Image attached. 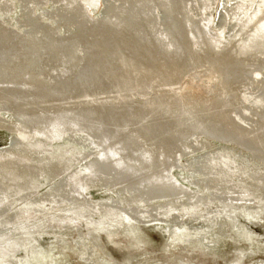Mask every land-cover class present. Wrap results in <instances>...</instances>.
Masks as SVG:
<instances>
[{"label":"bare ground","instance_id":"6f19581e","mask_svg":"<svg viewBox=\"0 0 264 264\" xmlns=\"http://www.w3.org/2000/svg\"><path fill=\"white\" fill-rule=\"evenodd\" d=\"M10 1L0 0L2 14L12 7ZM211 1L101 0L98 15L91 17L80 0H13L23 19L24 30L16 34L14 29L6 27L4 20L0 21V104L11 109L12 116L9 121L3 120L4 129L11 140L4 158L0 159V199L10 197L15 186L27 188L30 184L28 188L31 190L34 174L39 173L38 176L50 179L58 178L66 167L76 162L79 155L84 158L86 152L76 153V159L72 157L71 161H65L66 164L64 161L59 162L60 159L56 160L59 163L53 164L52 161L58 155L61 156L59 152L63 146L61 149L56 148L57 151L60 150L55 157L49 156L47 152L48 145H61L62 141H66L64 147L71 148L72 139L78 138L89 143L88 151L92 158L81 164L83 178L77 181H96L111 193L108 194L109 198L101 200L103 203L99 206L98 214L93 213L91 207L88 210L92 217L95 216V219L91 218L97 228L93 231L106 233L107 238L114 242L113 237L118 236L117 229L121 228V233L131 235L138 244L149 246L153 241L136 225L137 218L133 217L135 213L130 207V204L140 202L147 208L144 214L146 219L161 216L174 208L185 207L189 212L200 209L201 216L196 220L219 219L216 228L218 233L224 225L220 226V222L229 221L237 231L233 242H242L241 233L245 230L239 226L236 214L232 211L236 206L242 208L245 216H250L252 209L248 207V203L246 208L241 205L242 195H253L254 191L264 188V108L258 111L250 101H255L254 98L256 101L262 98L264 100V78L256 81L251 79L249 73V69L255 65L264 68V0H252L249 3L244 2L245 0H227L229 3L224 4L213 27L205 12ZM40 3H47L49 15L55 16L63 29L65 26L71 27L72 32L68 35L63 32L58 37L56 29L50 27V23H40L32 12L34 5ZM222 13L227 20L222 18ZM132 36L147 45L155 44L160 52L158 54L163 57L175 58L181 52L180 43H183V50L187 48L192 57L197 56L209 68L206 74H213L217 70L220 82L214 85L212 92L218 98V107L206 109L194 105L190 93L187 94L189 96L142 93L137 98H128L129 93L143 81L149 80L153 85L160 81L169 82V76L164 74L166 69L151 62L145 57V52L139 56L141 60H145V65H149L143 71L130 67L127 61L119 57L121 55L116 54L113 40L127 49L128 39ZM206 56L217 58L214 66H211ZM179 66L184 68L185 63ZM180 67L175 70L177 80L185 77V72ZM259 83H262L259 85L261 97H256L253 92L247 94L249 98L243 95L241 90H251L249 87ZM228 91L241 103L249 102L250 111L247 109L248 105L246 108L238 106L244 110L247 119L242 114L234 113L231 116V111H227ZM233 103L236 106L239 102L235 99ZM2 114L3 111L0 112L1 116ZM209 141L220 144L209 152L215 159L204 157L203 154L197 159L183 162L181 167L188 170L184 177L188 178L186 183L189 186L192 182L195 184L196 177L198 179L205 175L210 165L218 169L223 166L233 167L237 172H243L246 179L238 180V188L240 191L243 187L246 189L234 193L236 196L226 195L221 186L218 194H209L218 207L221 205V213L213 210L211 203L206 200L207 195L199 193L201 188L198 191L190 190L178 182L179 178L176 181L173 175L175 169L172 167L177 166L180 153L201 148L209 144ZM227 153L237 155L243 164L240 161L233 162V158L228 157ZM41 154L46 155L44 158L52 163L45 167L43 164L42 170L35 165L36 161H42ZM225 156L229 159L226 160ZM72 176L74 178V174ZM68 177L57 183L52 191L58 197L61 192L67 200L74 199L66 195L65 184L71 183ZM215 181L216 178L213 177L209 183ZM43 194L39 197L49 195ZM34 198L33 203L42 202L40 198ZM244 199L246 198L243 197V202ZM180 201L183 202L179 203ZM72 202L77 204V208L89 206L77 199ZM71 203L68 202L69 205ZM172 206L175 207L171 208ZM3 211L4 208L0 209V212ZM64 211L68 215H73V211L75 213L74 207L70 206L60 212ZM171 215L169 221L173 224L176 217ZM5 218L12 221L9 215ZM6 219L0 220V232L5 233L12 228L4 226ZM87 220L90 219L83 221ZM209 231L211 228L201 222L195 224L186 220L167 231L169 238L165 239L164 246L174 245L183 232L188 234L183 237L186 242H191V235L195 233L197 240L202 243ZM76 232L80 234L81 229L77 228ZM87 232L89 236L82 241V246L90 252L91 248H98L101 242L92 235L91 230ZM2 235L0 234V264H23L18 258H5L9 245L4 243ZM80 236L76 242L81 243ZM11 237L8 236L9 239ZM22 239L25 240L24 237ZM28 243L34 250L30 253L32 256L27 258L30 263L40 264L46 261L47 253L39 251L34 241ZM13 244L20 245L23 249L26 242L16 241ZM222 245L225 246L223 242L220 243V250ZM212 248L215 249V246ZM84 257V264L95 263L87 254ZM32 258L35 259L32 261Z\"/></svg>","mask_w":264,"mask_h":264},{"label":"rangeland","instance_id":"374dc122","mask_svg":"<svg viewBox=\"0 0 264 264\" xmlns=\"http://www.w3.org/2000/svg\"><path fill=\"white\" fill-rule=\"evenodd\" d=\"M231 1L234 2L235 0H231ZM80 2H81V5L86 9L87 13L91 17H96L98 15L100 11L99 7H100L101 0H80ZM244 2L249 3V2H252V0H245ZM258 2L260 1L258 0ZM227 3H229V1L227 0H212L209 3L210 5H208L207 11L205 12L206 14L209 15L211 27L216 25L219 15L222 12V8L224 4H227ZM10 4L12 7L9 10H5L3 14H2V11H0L1 12L0 21L4 20L6 22L5 23L6 27H10L11 29H14L15 33L17 34L24 30L23 19L20 16L21 14L18 13L19 9L16 10L13 0L10 1ZM48 8H49V5L47 3H44V4L40 3L38 5H34L32 12L35 14L36 18L39 20L40 23L42 24L50 23L49 24L51 25L50 27L53 26V28L56 29L57 31L56 35L58 37H60L63 32L65 35H68L69 33H71L72 32L71 27L65 26L63 29V27H61L62 25H60V23L58 22V19L55 16L52 17L49 15V13L47 12ZM223 15L224 13H222V18L224 20H227L228 18L226 17V15L224 16ZM225 32H227V30H225ZM113 41H114L113 47L115 49V52H117L116 54L118 56L121 55L119 57L122 58L123 61H127L130 67H135L137 69H140V71L147 70L149 65H145L144 63L145 60L143 59L141 60V58H139L140 53L145 52L146 53L145 57L149 58L151 62L157 63V66L161 65L162 68L166 69L164 71V74L167 77L169 76L168 83L170 85L166 82L163 83L161 81L160 83H158L159 85L158 84L153 85L149 80H146V81H143L141 84H139L136 88H134V91L129 93V95L127 96L128 98L129 96H131L130 98H133V97L137 98V96L142 93H151V94L153 93L158 96H160L161 94L166 95L168 93H171L173 96H175V94H177V96L178 95L186 96L187 94L190 93L189 95L194 105H198L206 109L207 108L212 109V108L218 107L219 105V102H217L218 98H215L217 96L212 92V90L215 88L214 85L220 82L219 77H218L220 73L217 70H214L213 74L212 73L206 74L209 68H206L205 64H202V62L199 61V58H197V56L193 55L194 57H192L189 54V51L187 48L184 47L185 49L183 50V43H180L181 46L179 45L180 50L179 49L178 50L181 51L180 54L178 55L177 53L176 57L172 58L169 56L163 57L161 54H158L160 52L157 49V46H155V44L147 45L144 42H141L140 40L135 38L134 36H132L131 39L129 37L128 43H127L128 44L127 49L126 47H123L117 40H113ZM136 50H139V51H136ZM133 55H136V56L133 57ZM205 58H207V60L211 62L210 63L211 66H214L217 58H213V57L209 58V56H206ZM197 61H199L200 63ZM212 62H213V65H212ZM184 63H185L184 68L183 67L181 68L179 65L180 64L184 65ZM177 67H180L182 72H185V77L179 80H177L178 76H177V73L175 72ZM249 73H250L251 79L253 80L257 81V80H260V78L262 79L264 78V68L263 67H257V65H255L254 68L251 67V70L249 69ZM215 75H217L218 79L217 77H214ZM241 76L243 75L241 74ZM263 82L264 80L262 81V83ZM262 83H259L257 85L258 87L254 85L255 88L249 87L251 90L246 88L241 91H243L242 92L243 95L247 97L249 94H252V92L255 93L253 95H255L256 97H261V94H260L261 91L259 90H260V86ZM243 85L245 86L244 83ZM257 88H258V91H256ZM227 94L229 96L227 111H231L230 112L231 116H233L234 113L242 114L245 116L244 118L247 119L245 112H243L244 110H242V108H246L249 102L243 101L245 104L241 103L238 98L234 97L231 91H228ZM235 99L237 100V102H239L238 104H236V106H234V103H233ZM254 99L255 101L250 99L252 106L258 111H262L264 108L263 98L260 99V101L259 100L256 101V98ZM139 100H141V98ZM257 102L259 103L261 102V104ZM256 103L259 105L257 106ZM2 104H0V107H1L0 112L3 111L4 114H2V116L3 115L4 116L2 117L0 115V120H1L0 121V127H1L0 129V159L4 158L5 151L8 149L10 140H11L9 134L4 129L5 126H3V123L5 121L3 120L7 119V121H9L12 118V116H10L11 109L6 108L7 106H4ZM238 106L242 108L240 109ZM224 108L226 109V107ZM249 108L251 109V107L248 105L247 109L249 110ZM74 139H72L73 143L71 142L70 144L71 148L66 147V146L64 147V145L66 144V141H62L61 145L52 144V145L47 146L48 147L47 152L49 156H53V157H55L57 152L62 148L61 146H63L62 150L63 149L64 150L63 151L60 150L61 153L59 152L61 156L58 155V157H56V159L52 161L53 164L56 162V160H59V159H60L59 162L60 161L65 162L69 160L71 161L72 157L75 158L76 153L82 154L83 152H86V154L84 155V158L83 156L79 155L80 157L79 156L77 157V160H75L76 162L70 164V167L68 168L66 167L65 168L66 171L64 169L61 173L62 175L60 174L59 175L60 177L58 176V178L56 177L54 179H50L45 176L44 177L41 175L38 176L39 173L34 174L35 175V176L33 175L34 180L33 179L31 180L32 182L31 190L30 188H28L30 184L27 185V188H24V186L23 187L15 186V188L12 187L14 189L12 191L13 195L12 194L9 195L10 197H6L4 200L0 199V209H3V208L5 209V211L0 212V220L3 218L6 219L5 217L8 215L10 218L12 217V219H10L12 221L10 222L9 220L6 219V222H5L6 224L4 225L6 227L12 226V228L7 230L8 232L7 231H5V233H3L4 231L0 232L1 235L3 234L2 238H5V240L3 239L4 243L9 245V249H7L6 251L7 253H6L5 258H7V256L10 259L18 258L23 264H25L28 256H32L30 253L31 252L33 253L34 251L32 250L33 247L30 246L28 243L32 240L34 241V243H36L39 251L47 253V256L45 257L46 261L44 260L40 264H84L83 260H85L84 256H86V254L91 259H93V261H95L96 264H264V188L254 191L253 195H250V194L242 195L241 201L243 204L241 205H243L245 208L246 206L249 205L248 207L252 209L250 210L251 212H249L251 213L250 216L249 215L245 216V214L241 211L242 208H238L236 206L234 207L232 211V213L235 212L236 214V220L239 226H241L243 230H245L243 233H241V237H242L241 239L244 240V241L242 240V242H236V243L233 242L237 231L235 230V228L232 226V224L229 221H227L226 223L220 222L221 223L220 226L224 224L223 226H221L222 229L220 230V233H221L220 234L216 230L218 223H219V219H214L213 221H211L209 218H204V220H196L197 217L201 216V213L199 211L200 209H194L192 212H189L188 208L180 207L177 209V208H174L175 206H172L171 208H174L173 210H170V212L172 211V213H170L169 211H166V213H162L161 216L155 215L153 219H148V218L146 219L144 214L147 208L146 206L143 205V203H140V202L135 203V204L132 203L130 204V207L133 213L136 214V215L134 214L133 216L137 218L135 219V222L137 223L136 225L140 226L141 229H143L144 232L151 238V241H153L152 243H150L149 246H143L141 244H138L133 239V237H131V235H125V233H121L122 231L121 228L117 229L118 236L113 237L114 238L113 240H115L114 242H111L107 238L106 233L102 231H93L97 229L94 225L96 223L95 221H93L95 219V216L92 217L91 212L89 213L88 210L91 207L93 208V213L98 214L97 212H98L99 206L101 205V203H103V201L101 200L103 198L105 199L109 198L108 194H111V193H108L107 191L109 189L106 191V189H104V187L96 181H83V182L77 181V180L80 181L83 178V173L81 172V166L87 163L88 161H90V159L92 158V154L88 151L89 143L87 141H82V140H79L78 138H74ZM210 144H211V147H210ZM219 145L220 144L217 143L216 141H209V144L201 147L202 149L196 148L194 150L191 149L189 151H186L182 154L180 153V156L178 157L180 159L177 160L178 167L174 165V167L172 168L175 169L173 171V175H175L176 181L179 178L180 181L178 180V182L181 183L184 187L190 188V190L192 189L197 190L198 188H201V190H199L200 191L199 193H202V194L204 193L203 194L204 196L207 195L206 200L209 201V204L211 203L210 206L213 208V210L215 211L217 210V212L221 213L222 212L220 211V209H222L221 205H219L218 207L215 201L211 199L212 198L211 195L209 197V194L210 193L218 194L220 191V186H221V189L224 190L226 195L236 196L234 195V193L242 192L243 190L246 189L245 187H243L242 190L240 191V189L238 188L239 186L238 180L240 181L242 179L244 180L246 179V176L243 175V172L242 171L237 172V170H234L233 167L223 166L218 169L216 166L210 165L207 168L205 175L199 176L198 179L197 177L196 179H194L195 184L193 182L192 183L195 186L192 185V183H191V186H189L186 183V179L188 178L184 177L185 175L187 176L188 170L185 167L184 168L181 167V165H183V162H187L193 158L197 159L199 158V156L203 154H204L203 155L204 157L212 158L211 153H209L211 152L210 150L215 149ZM56 148H60V149L57 151ZM88 154H89V157H88ZM41 156H42L43 162L36 161L35 165L37 169L39 168L42 170L45 167V165L51 163V161L44 158L46 155L41 154ZM227 156L232 157L233 159L232 158L231 159L235 163H238L240 161L238 159V156L235 154L227 153ZM228 157H226V160L229 159ZM212 159H215L214 156ZM59 162L57 161L56 164ZM240 163L242 162L240 161ZM43 164H44V167H43ZM220 171H222V175H220ZM76 173H79V175ZM70 174L72 175L74 174V178ZM75 174H76V177H75ZM67 176H69L68 178L71 179L70 181L71 183L65 184L66 185L65 186L66 195L69 196L70 198H74L79 201L86 202L89 204V206L83 205L84 207L81 206V208H77L76 207L77 204L72 202L74 199L67 200L66 197L62 196L59 190L57 191L58 193L60 192L59 197L57 194H54L52 192L54 186H56V184L59 183L60 181L62 182V180H65V178L67 179ZM213 177L216 178V181L213 183H209V181ZM232 181L234 182L232 183ZM75 182L77 183L75 184ZM243 185H246V184H243ZM43 193L49 194L47 195L48 197L44 196L43 198H40L41 195H44ZM18 194L20 195L22 194V195L18 196ZM12 196H15V197L12 198ZM34 197L40 198L42 202L40 203L38 201L37 203L36 201L35 203H33V200H35ZM243 197L246 198L244 199V202H243ZM44 198H47L48 200ZM248 199L252 201H248ZM69 201L70 203L72 202L71 203L72 205L68 204ZM241 201H238V202H241ZM182 202L183 201H180L179 203H182ZM250 205H252L253 207ZM69 206L71 208L74 207L75 213L74 211L71 212L73 213L74 217H72L73 215H68L67 211L60 212L61 210L68 208ZM171 214H173V216L176 217V221L173 224H171V222L169 221L170 217L172 216ZM91 218H94V219L91 220ZM84 219H90V220L83 221ZM186 220H191L192 223H195V224L201 222L204 226L206 227L208 226L209 228H211V231H209L208 233V237L204 238L202 243H200L197 240V234L194 233L191 235V239H190L191 242H186L185 238L183 237L188 234L183 232L182 236H178L177 241L174 245H171L170 247H165L164 243L169 238L167 231H169L173 225H176L178 223H184ZM149 225H153V226H149ZM102 226H104V224ZM77 228L81 229L80 234L76 232ZM89 230H91L93 232L92 235H94L95 237H98V239L101 242L98 248H91L90 252L87 251V248L82 246L83 244L82 241L85 239V237H87V235L89 236V234H87L88 233L87 231ZM9 232L12 234L11 235L8 234ZM22 233H24L25 236ZM17 234L19 235L17 236ZM8 236L9 238L12 236L11 239H9ZM15 236L18 237L19 239L16 238ZM21 236H23L25 240L22 239L23 237L21 238ZM78 236H80L79 239L81 243L76 242V240H78L77 239ZM248 236L251 238H249ZM180 237H182L183 239ZM29 238L30 239L32 238V239L30 240ZM16 241L26 242V245L24 244L23 247L26 248L27 250L29 249L30 251L29 250L26 251L24 248L22 249V247L20 248V245L13 244ZM222 242L225 246L222 245V249L220 250V243ZM74 243H76V245ZM77 243H80V244H77ZM212 246H215L216 250L212 248ZM243 254L245 255V257ZM242 255H243V258H242ZM80 256L82 258H80ZM240 256L242 259L240 258ZM33 259L35 258H32L31 260L33 261ZM27 263L31 264L29 260L26 262V264ZM35 264H39V263H35Z\"/></svg>","mask_w":264,"mask_h":264}]
</instances>
